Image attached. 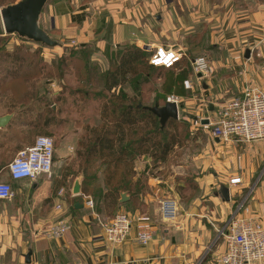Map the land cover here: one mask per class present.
Returning <instances> with one entry per match:
<instances>
[{
    "label": "crops",
    "instance_id": "obj_1",
    "mask_svg": "<svg viewBox=\"0 0 264 264\" xmlns=\"http://www.w3.org/2000/svg\"><path fill=\"white\" fill-rule=\"evenodd\" d=\"M68 1L58 0L51 9L58 23L65 18L69 23L72 21L74 13L70 5L74 0ZM98 2L104 6L103 12H107L108 19L113 20L112 35L119 42L131 44L133 36H139L141 46L153 45L155 50L159 44L147 37L153 32L154 20L161 26V33L180 37L186 49L194 37L207 36L208 51L213 54L208 58L214 74L202 79V83L207 80L200 89L202 95L178 97L184 106L182 111L197 121L195 124L201 126L204 134L210 127L202 121L216 120L227 102L242 96L250 88L264 91V0ZM3 7L6 6L0 0V11ZM248 50L250 57L246 58ZM193 85L199 88L195 82ZM206 99L217 101L208 104H214L209 111H204L207 105L202 104ZM196 109L198 111L194 112ZM215 109H218L217 115ZM11 121L10 128H17V114H13ZM24 126L19 124L18 127ZM204 138L208 143L205 141L206 147L197 157L202 168L197 173L201 176L198 174V187L186 198L188 202L181 204V197L173 188L172 174L160 178V172L168 162L157 167L153 163L157 170L147 179L141 202V206L143 202L147 205L153 226V239L145 246L137 241L136 223L122 245L109 243L102 228L108 221L107 215L98 213L95 207L89 208L87 201L91 197L83 191L78 196L72 194L75 181L71 183L69 179L67 187H63L61 176L54 171L36 180L11 181L14 196L0 200V264H220L226 251L221 232L238 201L247 197V211L242 212V216L264 227V143H243L236 139L223 142L211 135ZM34 141L30 139L22 148L31 146ZM63 162L62 159L54 165ZM151 162L148 158L136 162L139 177L140 171L145 172L151 167ZM235 177L241 178L242 183L230 188L229 180ZM222 185L230 189L229 202L219 195ZM61 190H64L63 197L59 195ZM167 197L178 202L177 220L173 223L164 222L160 215V201ZM76 203L83 208L76 209ZM59 204L63 206L61 211L56 210ZM63 220L70 224L64 237L54 239L45 235Z\"/></svg>",
    "mask_w": 264,
    "mask_h": 264
},
{
    "label": "rangeland",
    "instance_id": "obj_2",
    "mask_svg": "<svg viewBox=\"0 0 264 264\" xmlns=\"http://www.w3.org/2000/svg\"><path fill=\"white\" fill-rule=\"evenodd\" d=\"M13 1L15 0H7V3ZM73 2L74 4L70 6L74 15H80V17L85 15L86 19L81 24L71 20L69 23L67 18L60 20V23L57 22L59 20L55 15H52L51 9L58 3V0H50L41 16V27L55 40L61 42L62 47L49 48L23 39L18 35H6L0 17V36L7 37L6 51L12 54L21 49L20 52H15L16 56L27 60L22 69L20 68L21 64H16L13 58L6 59L4 57L5 61H0V117L17 114V122H15L17 128H10L12 121L5 128H0V181L4 183H11L7 166L18 154L19 147H23V144L32 138L35 140L38 136L45 135L51 136L55 141L54 164L62 159L64 161L63 164L57 163L53 168L54 173L61 176L63 187L66 186L69 179L72 183L81 177L84 182L86 175L79 166L81 160L78 158V152L83 150L79 143L91 134L92 128L101 123L102 103L105 99L111 95H130L131 97L136 95L135 102L149 107L156 105L163 107L165 101L158 96H164V81L171 71L179 73L178 68H154L143 75L137 92H134L129 84L124 88L107 90L105 82L107 73L116 69L119 64L118 58L128 50L130 42L115 40L112 35L114 22L112 19H108L107 12H103L104 6L100 5L98 0L95 2L94 0H74ZM152 24L153 32L150 35L147 34V37L155 39L159 44L157 48L165 46L163 48L167 49L166 47L169 46L173 49H168L179 52L183 58L180 63L182 67L186 66L191 70V61L196 57L213 56L212 52L208 51L210 45L206 43L207 36H203L202 39L204 50L201 48V52L189 53L188 49L184 45L182 46L180 37L161 33V26L156 24L155 20L152 21ZM138 38L139 36H133L131 45L144 49L149 52L150 56L155 53L157 48L154 50L153 45L141 46L143 44L138 43ZM214 47L213 45L212 48ZM72 51L75 53L72 54ZM14 70H21L18 77L27 73L29 80L23 82L22 76L21 79L9 76V80L4 84L2 75L8 72L12 73ZM188 80L195 82V85L198 84L199 87L198 90L193 85L194 88L190 90L191 95L189 96L202 95L203 83L207 80L202 83V79L196 76L194 68L193 71L191 70ZM100 95H103L105 99ZM170 97L168 101H170ZM179 100L181 101V99ZM210 102L216 103L217 101L206 99L202 103L207 105L204 107V111H209L210 106H214V104L208 105ZM219 108L221 107L219 106ZM180 109L179 121L187 122L185 127L180 128L183 140L181 145L176 146L168 157L166 161L168 164L165 162V167L160 172V178L165 179L170 174L173 175V180H171L174 182L173 188L181 197L180 202L183 204V202H188L186 198L190 197L198 187L196 179L198 174L200 176L201 174L197 172L202 168L197 157L208 143L204 136L208 135L209 138L210 129L209 131L207 129L204 134L201 126L195 124L197 121L194 122L182 111L181 104ZM28 110H32L34 114H25ZM39 111L42 112L43 118L50 115L54 120L49 125H44V119L37 116ZM197 111L198 109L194 110V112ZM216 112L218 113V109ZM192 115L196 118L199 117L196 114ZM19 124L25 126L20 128ZM7 128L8 130H6ZM141 158L152 160L150 157L143 156L139 157L136 162ZM153 163L152 160L151 167H147L146 174L143 170L140 171V174L144 173L147 179L157 170ZM94 171L97 172V169ZM137 178H139L138 174ZM91 198L94 201V210L97 211V201L93 197ZM101 208L103 211L100 213L106 214L107 220L119 213L150 214L144 202L142 206L135 208L128 206L116 209V211H105L103 207Z\"/></svg>",
    "mask_w": 264,
    "mask_h": 264
},
{
    "label": "trees",
    "instance_id": "obj_3",
    "mask_svg": "<svg viewBox=\"0 0 264 264\" xmlns=\"http://www.w3.org/2000/svg\"><path fill=\"white\" fill-rule=\"evenodd\" d=\"M1 1L4 6L17 2L16 0L8 3L7 0ZM77 17L80 20H76ZM85 19V15H81V17L80 15H72V22L74 23L81 24ZM6 38L0 36V61H5V58H13L16 64H21L20 68L22 69L27 60L16 56L15 52L18 53L21 49L12 54L6 51ZM202 39L201 36L194 37L188 52L194 54L198 51L201 52ZM74 53L72 51V54ZM151 56L144 49L129 43L128 50L118 58L119 64L116 69L107 73L106 89L124 88L125 85L129 84L132 90L137 92L145 73L154 68H165L151 65L149 62ZM195 59L191 61L192 71V64ZM182 60L183 58L174 67L166 68H178L179 73L171 71L164 81V96L158 97L165 101V105L170 96L190 97L189 95H191V91H187L184 87V82L190 78L191 70L189 67L181 66ZM20 71L14 70L12 73L8 72L2 75L3 83H7L9 76H16V78L22 76L20 79L27 82L29 75L23 73L18 77ZM100 96L104 98L103 95ZM136 98V95L132 97L130 95H111L106 99L104 98L101 123L92 128L91 134L79 143L83 150L78 152V158L81 160L79 166L86 175L82 191L84 195L93 197L97 201L98 213L103 211L101 207L105 211H116L123 206H131L132 208L140 206L147 187V177H145L147 171L136 178V160L139 157L147 156L153 160L157 167L158 164L167 161L174 148L181 145L183 140V133H181L180 128L185 127L187 122L169 119L166 125L162 127L160 118L150 111L151 107L135 102ZM182 108H184L183 105ZM25 114H34V112L28 110ZM37 116L41 118L42 112L39 111ZM52 118L50 115H46L43 118L44 125H49L54 120ZM22 149L24 148L19 147V151ZM95 169L97 172L94 171ZM10 181L13 180L10 178ZM122 193L128 194L131 200L120 203Z\"/></svg>",
    "mask_w": 264,
    "mask_h": 264
},
{
    "label": "built area",
    "instance_id": "obj_4",
    "mask_svg": "<svg viewBox=\"0 0 264 264\" xmlns=\"http://www.w3.org/2000/svg\"><path fill=\"white\" fill-rule=\"evenodd\" d=\"M182 55L171 49L159 47L151 57L150 64L155 67L172 68ZM193 68L199 79L211 77L214 68L206 56L193 61ZM187 90L194 88L191 80H186ZM170 101L177 104L180 110V100L171 96ZM209 119L210 135L213 139L230 142L236 139L243 143L262 141L264 143V91L259 88L245 90L242 96L227 102L218 113L216 120ZM56 146L51 136H38L31 146L18 152L8 164L7 171L14 181L36 180L41 176L51 175L54 168ZM242 179L235 177L229 180V186L238 187ZM161 191V190H160ZM59 195L64 196V190ZM14 196L9 183L0 182V200H8ZM247 197L238 201L221 236L226 241V251L221 256L220 264H263L264 263V227L250 218L242 216L246 212ZM87 206L94 208V201L88 198ZM61 204L56 206L61 211ZM178 202L174 198H164L160 201V215L164 222L173 223L177 220ZM136 223L137 241L147 245L153 239L152 219L147 214L131 215L119 213L102 224L105 239L112 244L122 245L131 234ZM70 230V224L60 221L48 230L45 235L58 239L64 237Z\"/></svg>",
    "mask_w": 264,
    "mask_h": 264
},
{
    "label": "water",
    "instance_id": "obj_5",
    "mask_svg": "<svg viewBox=\"0 0 264 264\" xmlns=\"http://www.w3.org/2000/svg\"><path fill=\"white\" fill-rule=\"evenodd\" d=\"M49 1L19 0L15 4L3 7L0 11V17L5 34L18 35L23 39L49 48L62 47V43L55 40L40 24L43 10ZM245 57H250L249 50L246 52ZM150 111L160 118L162 127L166 125L169 119H180L179 108L176 103L171 101H168L163 107H159L158 105L151 107ZM12 118V114L0 117V128H5ZM202 124H209V120L202 121ZM82 190L83 182L81 177H78L74 182L72 194L74 196L81 195ZM219 195L225 202L231 200L230 189L224 185L220 187ZM127 201H129V196L126 193H122L120 203H126ZM75 208L81 209L83 205L76 203Z\"/></svg>",
    "mask_w": 264,
    "mask_h": 264
}]
</instances>
